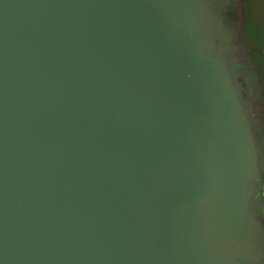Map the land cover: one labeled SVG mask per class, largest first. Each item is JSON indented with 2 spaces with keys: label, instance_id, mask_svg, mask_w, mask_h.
I'll list each match as a JSON object with an SVG mask.
<instances>
[{
  "label": "water",
  "instance_id": "95a60500",
  "mask_svg": "<svg viewBox=\"0 0 264 264\" xmlns=\"http://www.w3.org/2000/svg\"><path fill=\"white\" fill-rule=\"evenodd\" d=\"M215 16L0 0V264L258 263L259 140Z\"/></svg>",
  "mask_w": 264,
  "mask_h": 264
},
{
  "label": "rangeland",
  "instance_id": "374dc122",
  "mask_svg": "<svg viewBox=\"0 0 264 264\" xmlns=\"http://www.w3.org/2000/svg\"><path fill=\"white\" fill-rule=\"evenodd\" d=\"M205 1L208 6L214 9L216 15L214 20L215 35L212 40L217 53L220 52V41L227 38L230 32L232 33L230 46L228 51H225V60L230 68L236 69L235 77L242 82L241 91L244 93V104L248 114L256 123V132L264 138V66L260 57L253 52L250 54L251 51L259 49L264 52V39L260 40L259 38V33L264 31V0H233L231 12L234 13L233 16H230V21L222 12L226 11L223 3L219 0ZM246 24L250 27L246 28ZM217 35L220 39L216 38ZM247 35L252 38L254 36L259 41L258 45L251 44ZM261 183L264 199V168ZM253 205V212L257 215L258 197ZM261 213L264 216V210Z\"/></svg>",
  "mask_w": 264,
  "mask_h": 264
},
{
  "label": "trees",
  "instance_id": "16d2710c",
  "mask_svg": "<svg viewBox=\"0 0 264 264\" xmlns=\"http://www.w3.org/2000/svg\"><path fill=\"white\" fill-rule=\"evenodd\" d=\"M221 1V3H223L224 4V8H225V12H224V10L222 11L223 12V14L226 16V18H227V20L228 21H230V16H233V13L231 12V10H232V5H233V3H232V1L233 0H220ZM248 24V23H247ZM246 24V28H247V26L248 27H250L249 25H247ZM263 27H264V25H263ZM251 28H252V26H251ZM259 29H261V28H259ZM264 29V28H263ZM247 31V30H246ZM250 33L252 34V32H251V30H250ZM256 34H257V32H256ZM219 35H217L216 37L218 38V39H220L219 37H218ZM248 36V35H247ZM231 37H232V33L230 32L229 34H228V36H227V38H225V39H223V41H220L221 42V47H220V49H221V51H224V54H226V52L225 51H228V47L230 46V40H231ZM248 38H249V40H250V43L251 44H257L259 41L258 40H256L255 39V37L253 36V38L252 37H249L248 36ZM259 38H260V40H263L264 39V31L262 32V33H259ZM258 45V44H257ZM253 52V54H255L256 56H258V57H260L261 58V61H262V63H263V66H264V52H262L260 49L259 50H253V51H251L250 52V54ZM232 72L234 73L235 71V69L234 68H232ZM263 71H264V69H263ZM235 74V73H234ZM264 76V75H263ZM238 81H237V83H238V86H239V88H240V90H241V88H242V85H241V80L240 79H238V78H236ZM240 81V82H239ZM262 83H263V81H262ZM263 85H264V83H263ZM241 93H242V95H243V99H244V93L241 91ZM253 94V93H252ZM251 118V117H250ZM251 121H252V125L254 126V129H256L255 131H257V126H256V123H255V121L251 118ZM256 135H257V137H258V140H260L259 138H260V136L258 135V132H256ZM259 190H260V188H259Z\"/></svg>",
  "mask_w": 264,
  "mask_h": 264
},
{
  "label": "bare ground",
  "instance_id": "6f19581e",
  "mask_svg": "<svg viewBox=\"0 0 264 264\" xmlns=\"http://www.w3.org/2000/svg\"><path fill=\"white\" fill-rule=\"evenodd\" d=\"M234 71H236V69ZM259 146H260V152H261L260 159L262 161L261 162V168H264V141L262 143H260ZM258 183H259V181L256 182V192L258 193V196H259L258 197V208H259V206L261 208L262 207L263 196H262V189H261L260 186H261L262 183L260 182L261 184H259L260 190L257 187ZM257 215L259 216V219H261L262 227H264V217L260 214L259 209H258V214ZM257 264H264V252H263V254L261 256H258V263Z\"/></svg>",
  "mask_w": 264,
  "mask_h": 264
},
{
  "label": "flooded vegetation",
  "instance_id": "af4514ba",
  "mask_svg": "<svg viewBox=\"0 0 264 264\" xmlns=\"http://www.w3.org/2000/svg\"><path fill=\"white\" fill-rule=\"evenodd\" d=\"M260 140H259V144L260 143H262L263 141H264V138H262V136L260 135V138H259ZM257 208H258V205H257ZM259 212H260V214L263 216V214L261 213V211L264 209V199H263V201H262V207L260 208V206H259ZM258 211V210H257ZM258 216V215H257ZM259 217V216H258ZM264 217V216H263Z\"/></svg>",
  "mask_w": 264,
  "mask_h": 264
}]
</instances>
